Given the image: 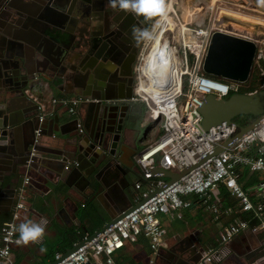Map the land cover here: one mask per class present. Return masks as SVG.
Segmentation results:
<instances>
[{
  "label": "water",
  "instance_id": "95a60500",
  "mask_svg": "<svg viewBox=\"0 0 264 264\" xmlns=\"http://www.w3.org/2000/svg\"><path fill=\"white\" fill-rule=\"evenodd\" d=\"M14 2L15 0H0V214L11 210L16 197V189L12 185H15L21 175L20 169L28 168L42 177L54 171L56 177H61L71 159L72 164L67 169L64 184L74 187L79 193H86V198H93L103 206L109 221L96 232L103 231L124 213L139 205H133L127 194L131 184L121 167L120 156L125 147L121 124L114 118L111 123V109L107 103L103 104L115 98L88 97L89 100L81 107V132H78L77 120H71L68 115H55L49 121L46 119L39 124L34 110L37 105L25 94L27 91H35L34 86L41 76L42 80L50 83L63 95H79L73 91L66 92L65 86L68 82L67 27L70 17H77L82 0H18L20 7ZM239 5L264 11V4ZM54 12L60 13L59 19L55 16L58 20L50 18ZM256 52L255 42L215 30L209 38L202 71L205 75L245 84ZM28 62L35 66V71L28 69ZM59 80L62 83L55 85ZM72 85L77 90L84 87L83 82L76 79L72 81ZM199 112L203 130L222 123L234 125L237 128L234 138H239L264 119V89L249 94H232L227 99L207 95L202 99ZM114 113L116 114V110ZM238 116H251L253 120L246 126H239L234 122ZM63 119L66 123L61 124ZM64 125H70L71 129L63 132ZM39 126L42 128V135L48 130L50 136L57 133L63 142V148L56 153L57 159L48 158L45 155L46 148L33 146L34 130ZM26 127L32 133L31 145L19 146L15 137L18 129ZM139 131V128L135 130L136 137ZM231 140L229 138L217 146L213 154L226 147ZM31 150L36 153L34 156H30ZM132 153L135 155L136 150ZM134 168L136 166L131 162L129 169L133 172ZM189 170L190 168L174 173L156 167L149 169L152 176L158 174L167 179L160 184L153 182L154 189L149 197ZM105 197H110L115 202V214L106 209L103 203ZM74 249L76 247L67 249L61 259ZM202 251L192 244L187 247H172L164 253L166 257L159 264H197ZM164 254L158 253L154 264H158V258Z\"/></svg>",
  "mask_w": 264,
  "mask_h": 264
},
{
  "label": "built area",
  "instance_id": "2783aa9c",
  "mask_svg": "<svg viewBox=\"0 0 264 264\" xmlns=\"http://www.w3.org/2000/svg\"><path fill=\"white\" fill-rule=\"evenodd\" d=\"M174 11L170 13L174 15L175 21L171 16L170 18L175 25L172 30H167L170 33L177 31L173 40L170 43L160 38V46L166 42L172 52L159 50L158 54L156 53L158 50L156 40L166 22L164 14L159 20L158 26L161 30L157 38L148 35L136 66L134 99L143 103L149 111L147 118L151 123L160 122V134L138 154L136 164L141 170L142 179L149 186L151 181L161 179L158 174L153 176L150 174L149 169L152 167L174 173H181L189 168L190 170L151 197L149 195L153 189L141 190L140 183H136L134 188L137 192L133 197V205L139 204L136 208L124 213L107 229L83 235L79 242L73 245L76 249L63 259L61 258L64 253H55L52 261H56L54 264H121L113 258L114 253L126 243H134L138 236L144 237L149 249L156 252L163 246L166 234L158 221V215L188 209L191 202L187 198L190 196L201 198L204 203H208L220 186L235 201L234 213L252 212L259 223L251 226L248 221L239 219L229 223L219 235L220 246L204 249L197 264L219 263L226 254V245L243 232L264 233V179H260L247 189H243L240 184L244 170H248L249 174L264 175V119L239 138H234L237 133L234 125L222 123L208 130L202 129L199 112L202 99L207 95L227 99L230 95L238 93L241 86L236 82L224 83L211 79L202 71L209 38L216 30L215 22L209 20V24L203 27L195 23L198 21H192L196 26H191L189 22L186 24L181 21ZM193 17L195 18L192 16V19ZM151 54H157L160 63L163 64L165 62L168 64L173 56L176 58L178 84L166 95L165 91L170 84L169 72L165 68L161 70V76L154 74L157 95H147L141 89V86L146 85L142 69ZM33 100L37 104L39 124L45 118L53 116V112L48 113L44 104ZM80 101V98L74 97L53 98L50 105L62 109L69 116H77ZM76 127L77 131L81 132L79 120ZM41 135L42 128L39 126L34 130L33 146L39 144ZM229 138H232L231 142L213 154V150ZM35 154L32 150L30 156ZM68 165L70 166L67 163L65 170L68 169ZM29 182L30 177H25L22 186L17 190L19 198L13 205L11 218L0 228V264H12L11 249L18 245L15 242L18 234L14 231V226L20 219V211L24 209L22 195ZM216 201L214 199V202L207 205V210L217 220ZM177 218H180L179 213Z\"/></svg>",
  "mask_w": 264,
  "mask_h": 264
},
{
  "label": "crops",
  "instance_id": "0c3cea01",
  "mask_svg": "<svg viewBox=\"0 0 264 264\" xmlns=\"http://www.w3.org/2000/svg\"><path fill=\"white\" fill-rule=\"evenodd\" d=\"M176 1L178 2V0ZM202 2H211V8H209L207 3L204 7ZM240 3L264 4V0H182L187 19L195 16V18L193 17V21H198L195 23H201V21H204V17L206 16L201 14L202 10L208 14V21L213 20L216 23L217 18L214 16L215 13L213 12V9L220 8V10H222L225 15H232L254 22L255 24H258L259 27H262L260 29L264 30V11L255 9V13L260 15L258 16L256 14L257 16L254 15L255 17L242 15L241 13H234L235 11L230 12L228 6H237ZM55 12L54 15L50 16L51 19L59 17L58 14L60 13ZM229 26L231 28H235L238 26V23L235 25L234 23H229ZM259 27L257 29H259ZM222 31L232 35L240 36L239 34H236V32H233L229 27ZM27 66L32 72L36 70L35 66L31 62H28ZM40 77L34 86L35 91H27L25 94H27L29 98L32 99V101H34L33 99H36V102L44 104L48 113L50 111L53 112V116L47 117L45 120L47 119L49 121L55 115H68L62 109L58 107H52L50 105L51 99L64 98L66 96L57 91L50 85V83L42 80ZM61 83L62 81L59 80L55 83V85H59ZM141 105L144 106L143 103H141ZM31 108L34 109V107ZM34 110L35 114H37L36 116H38L37 109ZM78 111L79 112L77 116L70 117L73 120H79L81 124L83 110L78 108ZM64 123H66V121L63 119L61 124ZM141 123L142 122H140V124ZM70 129V125L65 126L63 132H67ZM53 135L54 136H50L48 130H46V134L41 135L38 145L46 148L47 152L45 155L48 158L57 159L58 157L56 156V153L58 150L63 148V142L57 133ZM15 138L16 143H18L19 146L31 145L32 133L30 128L26 127L23 130L18 129V133ZM124 143L127 147H123L122 149L120 156L122 163L121 167L126 172V177L130 180L131 193L127 192V194L133 203L134 194L137 192L134 188V185L136 183H140L141 190L146 191L148 189H154L153 182L155 181H151L149 186V184L142 179L141 170H138L137 168L136 160L134 161V156L136 159L140 152L137 155H133L132 153V148L136 150V137L133 140L127 134ZM131 162H133L134 166H136V168L133 169V172L129 169ZM68 164H72L71 159H69ZM67 172L68 170H64V173L61 177H56L54 175L55 172L50 171L47 173L46 177H42L28 168L19 170V174L21 175H19L15 185H12V188L16 189V197L14 203L11 206L10 212L5 214L3 220L11 218L13 205L19 198L17 190L22 186L24 178L30 177L29 185L25 186L24 193L22 195L24 209L19 213L20 219L18 220L17 225L21 222H24L25 220H31L38 223L41 221V219H43L46 220L47 223L44 224L43 238L40 241L35 243L30 242L27 245H16L11 249L13 259L16 257L15 260H11L12 264H15L16 262L17 264H49L52 262L50 257H48L50 250L52 248H60L62 245H64V242H66L65 240L69 239V236L64 234L65 232L70 229H73L76 232L89 231L94 229V226L99 224L101 220L103 221V226L109 221L106 210L95 199L89 197L86 198V193H79L74 187H68L64 184ZM155 180L158 183H162L160 179ZM221 188L222 186H220L217 192L212 195V200L208 203H204L201 198L190 196L187 198L191 202V206L188 209H184L179 212L171 211L170 214H164V216L158 217L160 225L166 231L165 237L163 238L164 244L161 248H159L158 251L152 252L149 249L147 240L142 236H138L134 243H126L123 248L116 251L113 255V258L121 264H154V260L158 253L164 254L172 247H187L189 244H192V246L197 250L218 248L220 246L219 235L223 228L229 223L237 220L235 218L236 214L233 212L234 205L224 203V199L220 193ZM214 199L217 200V220L213 218L214 215L211 214L209 210H207V205H210L212 202H214ZM88 203L97 209V218L95 217L93 219L91 216L88 217L85 215L87 212L88 215L90 214V210L87 211L85 208L86 204ZM103 203L109 212L114 214L116 213L115 202L110 197H105ZM178 213L180 218H177ZM42 247L44 251H41ZM225 249L226 254L217 264H264L263 234L261 232L256 234L243 232L233 238L231 242L226 245ZM163 257H166L165 254L158 258V264L160 261H163Z\"/></svg>",
  "mask_w": 264,
  "mask_h": 264
},
{
  "label": "flooded vegetation",
  "instance_id": "af4514ba",
  "mask_svg": "<svg viewBox=\"0 0 264 264\" xmlns=\"http://www.w3.org/2000/svg\"><path fill=\"white\" fill-rule=\"evenodd\" d=\"M14 4L21 6L18 0ZM161 13L145 21L134 18L127 10L110 7L108 0H82L77 17H70L67 27L65 90L79 95L66 97L80 98L79 108L91 96L115 98L103 102L111 109L110 121L114 118L119 122L124 137L128 134L133 140L144 114L141 103L134 99L136 66L145 40ZM132 25L146 30L147 35L133 38ZM74 79L82 81L84 87L73 88ZM130 191L129 187L127 192ZM5 214H0V228Z\"/></svg>",
  "mask_w": 264,
  "mask_h": 264
},
{
  "label": "rangeland",
  "instance_id": "374dc122",
  "mask_svg": "<svg viewBox=\"0 0 264 264\" xmlns=\"http://www.w3.org/2000/svg\"><path fill=\"white\" fill-rule=\"evenodd\" d=\"M192 1H194V0H192ZM202 3H203L204 7L206 6V3H207L209 5V8H211L210 7L211 6V4H210L211 2H202ZM169 4H171L174 7V9H173V10H175L174 13L177 15V17L179 19H182V21L184 23H186V24H188L187 22H189L190 23L189 25L196 26V24L192 22L193 21L192 17L187 19L185 9L183 8L182 0H178V2L176 0H171L170 2H169V0H166L164 5H165V7H167V5H169ZM165 7H164V10H165ZM228 7L230 9V12L235 11L234 13H239V14L241 13L242 15L253 16V17L258 15L257 13H255V11H254L255 9L250 8V7H243L242 5L241 6L240 5H237V6H233L232 5V6H228ZM164 10L162 11L161 16L159 17V19L156 21V24H155V26L153 28L152 33H150V35H149V36L153 35V37H155V39L157 38V36H158V34H159L160 30H161V27H159L158 24H159V20H161V18L164 15ZM236 11H238V12H236ZM213 12L215 13L214 16L217 18V22L214 24L215 25L214 28L216 30H221L222 31V30H225V29H227L229 27L233 32H236V34H239L240 36H242V38L247 37L246 39H249V40L255 42L256 45H257V52H256V56H255V59H254V64L258 65L259 64V60L264 62V30L263 29H260V28L257 29V27H255V29L252 30L249 33L248 31H245L242 28H240L239 25L236 26L235 28H231L228 24L229 23H234V25H235L236 22L234 21V19L226 16L223 13V11L220 10V8H214ZM201 14H203L206 17H204V21L203 22L201 21V23H199V25L203 26V27L207 26L209 24L208 23V17H207L208 14H206L205 11H203V10H202ZM169 16H171L173 19L175 18L172 13H170ZM258 16H260V15H258ZM263 19H264V16H263ZM174 21H175V19H174ZM172 25L173 26L175 25L173 21H172ZM175 30H177V29H175ZM176 32L177 31H174L173 33H170V31H166V33L164 34L161 31L160 34H162V36H161L162 37V41L167 40V41H169L171 43V41L173 40V37L175 36ZM240 36H238V37H240ZM146 40H147V38H146ZM152 43L149 44V48L152 45ZM258 67L260 69L259 70L260 74H261V72H263L262 74L264 75V69L261 66H258ZM240 86H242V85L240 84ZM260 88L264 89V82L262 83ZM142 107H143L144 114H143L142 119H141L142 123L139 125V130H140L139 134H137V137H136V143H135V145H136L135 147H136V151H137L136 155L139 152H141L142 150H144L146 148V146L149 143H151L156 138V136L158 134H160V122H152L151 123L148 120V118H147V116L149 115V111L145 108V106L142 105ZM135 160L136 159H135V156H134V161ZM137 168H138V170H140V168L138 166H137ZM244 173L246 175L249 174L248 170H244ZM258 175L260 176L261 174H258ZM166 180L167 179H165V178H161L160 179L161 182H164ZM160 216H164V214L158 215V217H160ZM11 257H12L11 260H15L16 259V257H14V259H13L12 254H11Z\"/></svg>",
  "mask_w": 264,
  "mask_h": 264
},
{
  "label": "trees",
  "instance_id": "16d2710c",
  "mask_svg": "<svg viewBox=\"0 0 264 264\" xmlns=\"http://www.w3.org/2000/svg\"><path fill=\"white\" fill-rule=\"evenodd\" d=\"M258 66H261L264 69V62L259 60V64L256 65L253 63L252 68H251V72L249 75V78L247 80V82L245 84H242L241 88L239 89L238 93L241 94H249V93H253L256 91H260L261 88L260 86L262 85V83L264 82V75L262 76L260 74V69ZM211 79H215L217 81H221L224 83H227L228 81L223 80L221 78H217V77H213V76H209V75H205ZM253 120V117L251 116H238L234 119V122L236 124H238L239 126H246L248 125L251 121ZM259 173H253V174H243V176L240 179V184L242 186L243 189H247L248 187H250L251 185L255 184L257 181H259L260 179H264V175H258ZM221 196L224 199V203H228L230 205H235V201L231 199V197H229L228 193L226 192V190L222 187L221 188ZM86 210H90V214L88 215V212L85 213L86 216L91 218H97L98 217V211L97 209H95L91 204H86ZM84 208V209H85ZM235 218L239 219V220H245L248 221L249 224L251 226H254L256 224L259 223V220L256 216L253 215L252 212H244V213H235ZM92 219V220H93ZM10 218L5 219L4 221H9ZM93 222V221H92ZM103 227V221L101 220V222L99 224H96L94 226V229L89 230V231H85V232H76L73 229L68 230L67 232H65L64 234L69 236L68 240H65L66 242H64V245H62L60 248H52L50 250V253L48 254V257H50L51 261L54 260V254L55 253H64L67 249H70L73 247V245L77 242H79V240L81 239V237L85 234L87 235H91L96 231H99L101 228ZM264 235V233H262ZM17 264V262L15 263Z\"/></svg>",
  "mask_w": 264,
  "mask_h": 264
},
{
  "label": "clouds",
  "instance_id": "9594fccd",
  "mask_svg": "<svg viewBox=\"0 0 264 264\" xmlns=\"http://www.w3.org/2000/svg\"><path fill=\"white\" fill-rule=\"evenodd\" d=\"M108 5L112 8L127 10L133 14L134 18L148 20L149 18L161 13L164 10L163 0H108ZM131 32L133 38L147 35L146 30L132 25ZM47 221L41 219L40 222L25 220L14 226V231L18 234L16 244L27 245L28 243L38 242L43 238L44 224ZM41 251H44L43 247Z\"/></svg>",
  "mask_w": 264,
  "mask_h": 264
},
{
  "label": "bare ground",
  "instance_id": "6f19581e",
  "mask_svg": "<svg viewBox=\"0 0 264 264\" xmlns=\"http://www.w3.org/2000/svg\"><path fill=\"white\" fill-rule=\"evenodd\" d=\"M173 9H174V7L171 4L167 5V7H165L164 14H165V21L166 22L163 25L162 33H164L167 30H172V27H174L172 25V19L168 15L170 13V11H172ZM226 16L234 19V21L236 23H238L240 28H242L245 31L248 30V32H251L252 30L255 29L256 26L259 27V25L255 24L254 22H251V21H248V20H244L242 18H238V17L232 16V15H226ZM259 28H262V27H259ZM161 36H162V34H159V36H158V38L156 40V42H157L156 46H157V49H158L156 51V53L158 54L159 50H163V51H167V52L171 53L172 52L171 48L168 47V44L166 42L162 46H160V38H161ZM157 54H151L147 58L146 63L143 66V69H142L143 75L146 78V85L141 86V89L147 95H150V96L157 95L158 89H157V87L155 85L156 84V78H155L154 74L157 73L158 77L161 76L160 72H161V70L163 68H165L169 72V84H170V87H167V90L165 91L164 95L169 93L171 91V88H174L178 84V79H179V72H178L177 65H176L177 64L176 58L173 56V59L171 58L168 64L166 62L163 64V63H160V60L158 59ZM162 54H164V53H162Z\"/></svg>",
  "mask_w": 264,
  "mask_h": 264
}]
</instances>
